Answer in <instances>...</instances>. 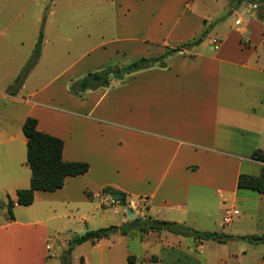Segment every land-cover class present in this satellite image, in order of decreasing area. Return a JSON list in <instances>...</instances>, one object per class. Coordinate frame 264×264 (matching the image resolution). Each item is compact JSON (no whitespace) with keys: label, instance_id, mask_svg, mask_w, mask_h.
I'll return each instance as SVG.
<instances>
[{"label":"crops","instance_id":"crops-1","mask_svg":"<svg viewBox=\"0 0 264 264\" xmlns=\"http://www.w3.org/2000/svg\"><path fill=\"white\" fill-rule=\"evenodd\" d=\"M122 1L140 20L139 26L127 23L113 39L89 46L81 58L88 60L81 66H77L81 60L71 62L49 80L41 68L28 74L16 93L0 92V190L13 191L12 200L16 190L30 182L22 132L28 116L37 119L38 130L63 140L64 160L89 165L85 173L67 176L55 191H34L31 204L40 202L39 208L20 210L14 204L13 218L6 215L0 222V264H264V255L249 261L243 249L241 254L228 253L227 244L237 240L219 243L167 230L143 233L136 227L72 245L67 253L70 262L60 261L58 249L47 258L51 247L43 235L48 221L66 214L62 205L73 213L88 199L83 188L91 186L87 178L93 164L74 150L84 146L93 153L106 152L110 142L130 165L97 186L112 184L126 193L123 211L113 209L112 217H117L113 225H133L125 212L130 207L135 218L176 221L199 231L219 228L217 232L231 235H264V193L253 196L236 187L239 173L258 174L263 165L250 157L255 148L264 149V16L258 13V1L234 5L225 1L234 20L225 17L213 25L218 32L209 42L217 38L216 49L182 47L165 58V66L125 73L119 80L111 76L105 87L69 93L71 80L103 69L114 54L123 55L126 62L158 56L194 38L206 21L194 0H138L136 6ZM119 43L122 46L116 49ZM68 73L71 77L63 85H53ZM98 195L102 207L119 204L111 202L109 193ZM212 195L219 198L215 208L209 200ZM238 196L255 203L242 204L243 220L223 229L219 217L231 209L225 223L229 224L239 214ZM138 204L142 207H135ZM83 219L87 220L84 215ZM68 239L72 236L60 242L62 252L69 247ZM260 244L264 242L250 243ZM128 256L134 260L129 262Z\"/></svg>","mask_w":264,"mask_h":264},{"label":"rangeland","instance_id":"rangeland-1","mask_svg":"<svg viewBox=\"0 0 264 264\" xmlns=\"http://www.w3.org/2000/svg\"><path fill=\"white\" fill-rule=\"evenodd\" d=\"M130 1L133 6L139 5L136 3L138 0ZM225 1L227 0H194L193 6L197 8L199 13L206 17V21H202L201 31L194 38L188 40L190 46L197 45L198 49L206 47L214 49L209 39L218 32V28L217 30L214 29L213 25L225 17L228 22H233L234 20V15L229 14L226 10ZM230 1L234 3L236 0ZM242 1L247 3L249 0ZM257 1L258 13L264 16V2L263 0ZM243 5L245 6V4ZM129 9L124 6L122 0H0V92L8 91L7 86L14 84V80L24 67L26 61L31 58L41 30L43 38L39 52V65L35 69H30L26 76L30 73H38L42 68L44 78L49 80L65 65L81 60L84 51L89 46L97 45L103 39H113L116 34L115 31L122 30L127 23L139 26L140 20L133 17L132 14L134 15V13H131ZM199 39L203 41L197 42ZM118 45L122 46L119 43L116 45V49L120 48ZM87 60V58L81 60L77 66L83 65ZM126 61L123 55L114 54L112 59L109 60L110 64L106 65L103 69H108L109 72L119 70V75H111L119 80L125 74L122 71V67L130 63ZM118 64L120 66H117ZM90 71L97 70H89L88 72ZM121 71L122 73L120 74ZM70 74L68 73L61 81L59 80L53 85L60 87L63 85L64 80L71 77ZM67 90L71 93L69 86ZM107 145L106 152L101 151V148L99 150L101 152L94 151L93 153L91 148L84 146H79L81 150H74L79 156L89 158L93 164V170L87 178L91 186L86 189L83 188V193L85 194L86 190H88L92 193V197L78 203L79 209L73 210V213L68 212L62 205V209L60 210H63L66 214L48 221L47 230L43 235L44 242L51 247V250L47 251L46 254L48 259L53 258L54 249H58L61 255L60 261L62 262V259H68L64 262H70L67 253L70 251V247L76 243H69L70 239L66 240L69 243V247L66 246L65 252H62L60 242L68 235L76 238L82 232L113 225L117 218L112 217L116 215L113 209L117 211L122 209L121 204H112L103 207L99 204L100 196L98 194H100L101 188H97V186L114 178V175L118 173L117 170H127L130 167L129 164L124 163L123 156L119 153V149L118 147L116 148L115 143L110 142ZM105 159L108 160L107 164H105ZM105 168L107 171L104 174H100V170ZM244 169L245 166L243 165V171ZM27 170H29L28 167ZM110 185L112 184L107 186L113 188ZM240 191L244 194L247 192L254 194L253 196L258 194L252 190ZM8 196L13 199L14 192L0 190V222L4 221L6 215H8L6 206ZM110 196L111 202L115 203V198L111 194ZM134 199L138 202L141 200L138 197H134ZM240 199L236 203L239 214L236 216L233 215V220L229 224L223 223L222 216L219 217L223 229L234 227V224L243 220L242 204L252 207L255 203L254 200L245 202L242 198ZM209 200L212 207L215 208L219 198L216 195H212ZM96 204H99L97 211L93 210V206ZM40 206L41 203L36 202L27 206L20 205L19 208L20 210L29 211ZM135 207L140 208L142 206L138 204ZM103 211L104 213H102ZM83 215L87 218L86 221L83 219ZM243 223L247 222L244 221ZM249 224H252V221ZM209 227L215 226L214 224H210ZM211 229H213L211 231H218L219 228ZM247 242L242 240L231 241L227 244L226 250L229 251L228 253L233 252L237 255L241 254L240 250L243 249L246 251L244 257L249 261L255 256L260 255L261 257L264 255V245L253 246L250 245L251 242ZM224 251L222 250V252Z\"/></svg>","mask_w":264,"mask_h":264},{"label":"trees","instance_id":"trees-1","mask_svg":"<svg viewBox=\"0 0 264 264\" xmlns=\"http://www.w3.org/2000/svg\"><path fill=\"white\" fill-rule=\"evenodd\" d=\"M241 1L236 0L235 2ZM264 2V0H263ZM43 33L39 32L31 58L26 61L21 69L14 84L9 85L8 94H14L21 87L26 74L34 67L39 57L40 47L42 44ZM190 46V43L184 42L175 47L169 48L163 54L154 57H140L122 67L125 73L134 72L158 64L165 66V58L170 54ZM120 72V74L122 73ZM119 75V74H118ZM111 75L108 69L90 71L81 78L71 80L69 91L73 94H80L86 90H93L99 87L107 86ZM37 119L31 116L25 118L22 124V132L26 138V163L30 169V183L26 188H19L15 192V200L8 196L6 203L8 218H13L12 207L17 205H30L33 202L34 191H55L61 188L67 176H76L85 173L89 165L85 161H68L62 158L63 140L55 135L40 131L36 128ZM250 157L263 163L258 174L239 173L236 180L237 189L252 190L257 193H264V149L255 148ZM102 193L111 194L115 200L122 206L127 205L126 193L109 186L101 188ZM118 193V197L115 194ZM88 198L92 193L88 190L85 192ZM133 225H110L98 229L88 230L76 238L70 239L69 243H80L85 240L96 241L108 237L111 233L119 231L125 234L131 227H136L141 232L150 230H167L172 233L192 236L196 239L214 240L219 243H225L228 240H242L251 243L264 242V235H231L217 231H199L185 226L176 221L159 220L151 217L134 218L131 222ZM128 261L132 262L134 258L128 256Z\"/></svg>","mask_w":264,"mask_h":264},{"label":"built area","instance_id":"built-area-1","mask_svg":"<svg viewBox=\"0 0 264 264\" xmlns=\"http://www.w3.org/2000/svg\"><path fill=\"white\" fill-rule=\"evenodd\" d=\"M210 42H211V44H212L214 49H216L219 46V42H218V40L216 38H212ZM232 213L233 212H232L231 209H226L225 210L223 218H222L223 223L229 222ZM46 247L48 248L49 246L47 245Z\"/></svg>","mask_w":264,"mask_h":264},{"label":"water","instance_id":"water-1","mask_svg":"<svg viewBox=\"0 0 264 264\" xmlns=\"http://www.w3.org/2000/svg\"><path fill=\"white\" fill-rule=\"evenodd\" d=\"M200 41H201V39H199L197 42H200ZM118 73H119V70H117L116 72H110V75H115V74H118ZM115 197H118V193L115 194ZM125 212H126V214H127L129 219L133 220L135 218L134 212H133V210L130 207H127L125 209Z\"/></svg>","mask_w":264,"mask_h":264}]
</instances>
